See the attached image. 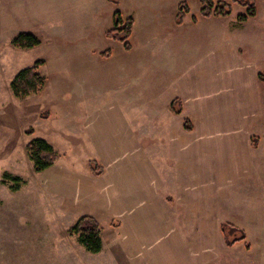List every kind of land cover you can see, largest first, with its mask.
<instances>
[{"label": "crops", "instance_id": "0c3cea01", "mask_svg": "<svg viewBox=\"0 0 264 264\" xmlns=\"http://www.w3.org/2000/svg\"><path fill=\"white\" fill-rule=\"evenodd\" d=\"M183 2L188 4L179 0L176 15ZM197 3L195 11L188 4L181 24L176 15L170 18L166 60L153 53L160 44L155 33L141 41L137 77L151 78V98H158L151 111L127 117L122 100L114 106L108 98L65 100L73 114L78 108L88 111L78 112L79 127L98 148L99 160L89 159L83 171L58 159L43 172L47 185L62 187L64 203L71 200L61 211L52 209L57 229L64 228L61 212L73 216L67 231L80 217L93 216L103 226L101 252L111 264H215L223 255L232 258L223 250L246 247L255 225L258 241H264V87L258 79L264 68V16L258 5L257 15L244 23L237 22L239 6L236 16L204 18ZM123 49L131 52L135 45ZM100 54L103 60L112 57V51L108 58ZM166 82L174 89L167 97L161 94ZM67 90L60 84L53 97ZM175 100L181 113L172 109ZM73 124L69 119L68 127ZM107 139L109 145H102ZM93 160L101 174L89 167ZM105 221L112 223L108 229ZM224 223L243 231L245 239L227 245ZM61 240L77 242L71 236ZM241 258L252 262L246 252Z\"/></svg>", "mask_w": 264, "mask_h": 264}, {"label": "rangeland", "instance_id": "374dc122", "mask_svg": "<svg viewBox=\"0 0 264 264\" xmlns=\"http://www.w3.org/2000/svg\"><path fill=\"white\" fill-rule=\"evenodd\" d=\"M160 1L121 0V5L115 6L109 0H0V264H111L105 252L93 254L76 241L61 240L69 237L66 228L73 223V216L61 212L59 221L64 228L57 229L52 209L61 211L60 207L71 200L66 198L64 203L62 187L54 182L47 185L45 174L34 171L26 146L33 139H45L59 153L58 163L88 170L89 159L99 160L98 148L79 127L78 112L88 111L78 108L73 114L65 100L108 98L107 104L112 106L122 100L127 117L151 111L153 101L158 99L151 98V78L137 77L141 41L148 42L155 33L160 44L154 45L153 53L166 60L172 25L169 20L174 21L179 0ZM197 1L187 0L191 10L197 9ZM257 1L260 17L264 16V0ZM239 9L236 7L232 15L236 16ZM117 10L138 20L131 37L135 49L131 52L106 37ZM23 32L34 34L41 44L30 49L14 47L12 40ZM107 50L112 51V57L103 60L98 54ZM38 60L46 62L40 71L48 79L47 86L37 95L14 96L11 82ZM60 84L68 90L55 99L53 94ZM173 91L166 82L161 94L167 97ZM154 93L159 92L154 88ZM47 113L51 117L42 119ZM57 114L61 116L59 121ZM69 119L75 122L72 129L75 125L76 130L68 127ZM31 129L35 132L32 136L27 133ZM105 144L109 145L108 139ZM5 173L21 181L7 179ZM17 184L20 189L14 191ZM110 224L105 221L104 228ZM255 227L248 230L252 237L247 241L254 245V252L242 243L234 250H223L232 258L223 255L215 264H250L241 258L244 252L251 257V264H264V241H258Z\"/></svg>", "mask_w": 264, "mask_h": 264}, {"label": "trees", "instance_id": "16d2710c", "mask_svg": "<svg viewBox=\"0 0 264 264\" xmlns=\"http://www.w3.org/2000/svg\"><path fill=\"white\" fill-rule=\"evenodd\" d=\"M115 6L120 5V0H109ZM199 15L204 18L210 17H228L233 14L235 7L239 6L243 9L237 15V22L244 23L255 17L258 13L257 0H199ZM190 9L186 2L179 5L177 11V23L181 24ZM135 21L131 16H124L122 11L117 10L113 14V28L108 30L106 37L109 40L119 42L126 50L132 49L131 37L133 34ZM41 41L37 36L31 33L23 32L12 40V45L19 49H30L37 47ZM103 58H108L111 51L107 50L100 54ZM46 64L44 60L36 61L32 66L21 70L11 82V91L16 97H27L40 94L47 85L48 79L42 75L41 68ZM258 79L264 87V68L259 72ZM178 101L172 103V109L176 113H181V107L177 108ZM187 130H192L189 120H185ZM29 135L34 133L31 129L27 132ZM27 155L32 163L35 172L40 173L49 169L59 159L60 155L57 150L45 139L36 138L29 142L26 146ZM89 167L95 174L103 172L102 167L96 161H90ZM5 178H12L13 181L19 182V177H12L8 173L4 174ZM18 186V187H17ZM19 184L15 185L13 190H19ZM226 243L229 246L241 242L245 239L244 232L238 230L229 223L222 224L221 227ZM103 226L93 216L85 215L80 217L76 223L68 230L71 237L76 238L77 242L87 251L93 254L100 253L103 248L102 240ZM246 243V247L249 248Z\"/></svg>", "mask_w": 264, "mask_h": 264}]
</instances>
